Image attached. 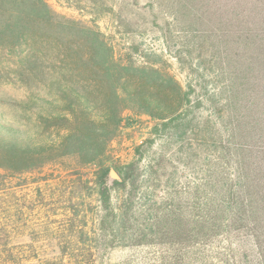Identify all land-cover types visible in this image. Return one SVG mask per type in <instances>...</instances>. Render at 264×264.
Segmentation results:
<instances>
[{
  "label": "trees",
  "instance_id": "1",
  "mask_svg": "<svg viewBox=\"0 0 264 264\" xmlns=\"http://www.w3.org/2000/svg\"><path fill=\"white\" fill-rule=\"evenodd\" d=\"M66 1L93 5L97 20L139 5ZM147 7L185 86L119 53L97 23L61 18L47 0H0V60L13 53L38 68L44 59L32 49L46 41L63 70L59 99L33 100L50 109L38 125L11 124L0 110V264H102L118 248L148 250L153 264H264V0ZM124 131L140 141L131 160H113L109 146ZM158 142L190 145L187 160L199 164L186 184L167 177L178 159ZM66 161L68 174L44 173ZM25 186L31 207L16 200L11 214V195ZM47 212L64 219L65 238L47 243L33 221L19 240L27 217Z\"/></svg>",
  "mask_w": 264,
  "mask_h": 264
},
{
  "label": "rangeland",
  "instance_id": "2",
  "mask_svg": "<svg viewBox=\"0 0 264 264\" xmlns=\"http://www.w3.org/2000/svg\"><path fill=\"white\" fill-rule=\"evenodd\" d=\"M113 1L120 2V0H109L110 3ZM125 1L126 5H133L134 2V0ZM137 1L138 6H128L126 8L124 6L121 9V18L107 14L97 20L96 13H93L96 12V8L93 5L87 9H77L66 0H47L50 8L59 17L77 21L86 26L97 23L101 30L112 40L119 53L132 54L140 67H152L162 73H168L175 77L182 86H185L189 76L175 58V53L166 46L160 29L152 24L153 17L147 7L148 0ZM125 18L128 19V23L131 25H126ZM158 22L161 24V21ZM40 44L32 49L36 55L39 54L44 59L38 68L31 70L30 65L20 63L13 53H11V62L0 60V110L5 113L3 118L11 124L15 123L26 128H33L38 125L39 110L44 114L49 113L50 110L49 106L41 101L35 104L34 99L43 98L48 101L59 99L54 83L56 78L59 77V73L63 71L59 68L60 65L56 63V48L59 47L54 44L49 45L46 41ZM23 50L28 49L23 48ZM96 96L100 97L98 94ZM22 102L30 105L34 103V109L23 108L19 105ZM60 134L64 136L66 131L61 130ZM133 141H140L139 134L134 135L132 131H124L118 134L109 146V156L113 160H131L134 152ZM158 144V152L165 151L174 155V159H178L173 164V167L175 166L177 170L170 168V174L166 176L175 177V180L180 179L182 184H186L191 177L190 168L195 167V164H199L196 159H194V163H192L193 160H187V155L191 152L190 145L179 149L172 143L158 142ZM195 146L197 148V145ZM64 164L65 166L60 167L49 166L44 170V173L49 175L61 171L62 174L66 175L68 174L66 170L70 168L71 162L66 161ZM196 166L198 167V165ZM30 191L33 192V188L25 186L18 191L17 195H11V214H14L13 206L17 202L16 200L24 209H26L25 207H31L28 203L29 199H27ZM29 195L31 196V194ZM56 203H59V201ZM26 212L29 213V211ZM52 214L47 212L42 216L36 215L32 219L27 217V224L23 221L19 222L18 225L23 227L25 224L23 228L26 229V233L23 234L24 237L19 240L25 241L27 236L29 237V226L33 225V221L44 224L41 227L45 228L42 233H48L47 236L43 237L47 243L55 244L59 240H63L65 238L62 233L64 219L54 216L48 217ZM23 220L25 221V218ZM46 249L52 251L53 246H48ZM55 254H57V250H55ZM102 258V264H153L151 252L145 249L118 248L114 251L104 252Z\"/></svg>",
  "mask_w": 264,
  "mask_h": 264
}]
</instances>
